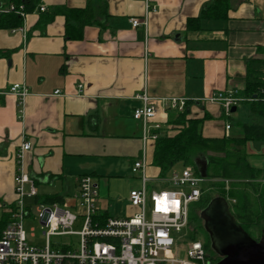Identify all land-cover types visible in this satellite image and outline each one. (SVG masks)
<instances>
[{"label":"crops","instance_id":"crops-1","mask_svg":"<svg viewBox=\"0 0 264 264\" xmlns=\"http://www.w3.org/2000/svg\"><path fill=\"white\" fill-rule=\"evenodd\" d=\"M8 1L0 0L1 6ZM40 1L46 11L36 6L27 15L26 40L0 29V219L14 208L24 140L31 149L23 172L40 196L71 198L79 178L90 174L99 186L100 213L125 217L134 209L130 191L142 185L131 168L144 150L148 189L168 187L161 179L170 171L163 176L152 163L154 141L144 148L142 124L133 117L144 91L188 98L191 115L206 117L205 137L236 132L232 117H223L221 106L207 98L226 89L241 95L249 62L264 61V0H149L157 11L138 27L130 18L144 20L145 0ZM15 83L28 88L23 102L9 92ZM169 116L159 111L164 128ZM246 151L264 190V140L249 141ZM114 188L124 194H113ZM27 200L36 203L35 197Z\"/></svg>","mask_w":264,"mask_h":264},{"label":"built area","instance_id":"built-area-1","mask_svg":"<svg viewBox=\"0 0 264 264\" xmlns=\"http://www.w3.org/2000/svg\"><path fill=\"white\" fill-rule=\"evenodd\" d=\"M145 2L146 17L144 20L130 18L133 27L147 26L148 14L157 11L149 0ZM39 10L45 11L46 6L40 5ZM12 11L22 17L23 23L10 30L22 33L26 40L28 14L24 4L9 3L0 7V13ZM9 92L16 94L23 102L28 88L15 83L10 86ZM137 98L142 105L134 108L133 117L142 124L144 148L148 141L158 139L165 131L163 122L158 119L160 110L168 115L184 111L191 103L185 97H152L146 91L138 94ZM207 100L219 104L224 116L229 118L232 109L244 98L238 89H226L213 92ZM230 128L231 124H226L227 132ZM30 149L31 142L24 140L17 151L16 200L11 220L0 236V264H214L207 255L203 241H187L183 236V230L189 224L190 205L200 199L201 186L206 178L191 166H186L171 170L168 177L161 179L168 183V187L150 190L145 150L131 168L132 173L140 175L142 181L140 188L132 189L129 193L128 202L136 209L134 213L125 217L101 214L97 204L99 186L92 175L85 174L79 178L78 190L71 198L36 202L45 242L41 245L30 242L25 220L32 213L33 204L28 207L26 198L38 195L35 180L25 174L22 167L25 153ZM27 184L30 185L29 191L26 190ZM230 201L235 202V199ZM78 222L80 230L75 229ZM75 235L79 236L76 243L73 239L68 242L53 239ZM31 236H34V229ZM182 251L185 257L180 256Z\"/></svg>","mask_w":264,"mask_h":264},{"label":"trees","instance_id":"trees-1","mask_svg":"<svg viewBox=\"0 0 264 264\" xmlns=\"http://www.w3.org/2000/svg\"><path fill=\"white\" fill-rule=\"evenodd\" d=\"M40 2V0H9L7 4L23 3L25 11L29 14L36 6L39 7ZM57 12L67 15L65 8H59ZM89 15L90 8L84 12L87 19ZM22 23V17L13 11L0 13V29L16 28ZM3 54V51H0V55ZM241 96L244 98L242 103L249 106L254 118L251 123L241 120L236 122V132L223 137H205L203 125L206 117L192 116L188 106L184 111L170 113L167 120L168 127L153 142L152 163L160 169L163 176L180 164L184 167L191 166L196 173L200 174L196 165L198 156H202L206 163V182L208 183L207 186L202 187V194L194 207V216L189 217L188 227L185 233L183 232L187 241L200 240L196 232L197 227L192 228L191 224L196 219L200 220L198 227L203 229L202 213L212 206H222L224 211L228 210L237 224L248 233L251 227L260 225L264 221V193L258 182L260 172L250 165L246 151L249 141L264 140V123L254 121L255 118L264 119V61L249 62L247 85ZM217 179H235L236 181L232 182L231 188L226 191L224 181H217ZM212 187H216V193H213V190L210 191ZM229 199H235V202ZM60 200L61 197L57 195L35 197L36 202ZM10 220L11 212L4 214L0 219V236ZM203 244L211 259L212 249L209 242L203 241ZM219 260L220 257L217 256L216 262Z\"/></svg>","mask_w":264,"mask_h":264},{"label":"water","instance_id":"water-1","mask_svg":"<svg viewBox=\"0 0 264 264\" xmlns=\"http://www.w3.org/2000/svg\"><path fill=\"white\" fill-rule=\"evenodd\" d=\"M236 109L234 107L232 112H235ZM196 165L201 176L206 178V163L203 159H197ZM224 212L217 216V221L222 222L225 226L226 236H222L223 238L220 236L215 237L214 248L218 249L221 256L216 264H264V237L260 239L253 238L237 224L228 210ZM202 218L205 219L204 214H202ZM222 244L226 245L224 249H222Z\"/></svg>","mask_w":264,"mask_h":264},{"label":"rangeland","instance_id":"rangeland-1","mask_svg":"<svg viewBox=\"0 0 264 264\" xmlns=\"http://www.w3.org/2000/svg\"><path fill=\"white\" fill-rule=\"evenodd\" d=\"M231 117H232V122L233 123H236V122H238V121H240V120H242V121H244V122H251V118H250V111H249V107H248V105L247 104H245V103H240L239 105H238V110L237 111H235V112H233L232 114H231ZM254 121H256V122H258V123H263L264 121H263V119H256L255 118V120ZM142 148H143V145H142ZM199 158H201L202 159V156H198V159ZM184 166L182 165V164H180L179 166H178V169H182ZM135 175V174H134ZM131 179V178H130ZM229 181L228 183L226 182V181ZM217 181H221V182H223L224 181V183H225V189H226V187H229V189L231 188V185H232V182H234V181H236L235 179H232V180H229V179H217ZM128 182H129V177H125V181H124V183H123V185L121 186V188L122 189H125V187L127 188V184H128ZM207 183L208 182H203V184H202V186L201 187H203V186H207ZM154 189H158L159 190V188H154ZM216 187H212L211 189H210V191L211 190H213L212 192L213 193H216ZM228 189V190H229ZM227 189H226V191H228ZM208 191V190H207ZM215 191V192H214ZM116 192H118L119 193V195H123L124 194V192H122V191H120V190H117L116 188H114L113 189V194H115ZM26 204H27V206L29 207V206H32V204H33V210H32V218H28V219H26V222H25V230H26V233H27V236H28V239L29 240H31L32 242H38V243H44L45 241H44V238L42 239V233H43V229H42V226H41V223H40V220H39V218H38V212H37V209H36V203L35 202H31V201H29V200H27L26 201ZM197 205V203H192L191 205H190V218L191 217H193L194 216V207ZM134 208V207H133ZM132 208V209H133ZM133 211V212H132ZM131 212L132 213H134L135 211H136V209L134 208L133 210H132ZM131 213V214H132ZM34 217V218H33ZM201 222H202V225H203V221L201 220ZM198 223H200V220H194V222H192V224H191V226H192V228H194V226L195 227H197L196 229H197V234H198V236H199V239L201 240V241H205V231H203V229L202 228H200V227H198ZM191 228V229H192ZM32 229H34V233H35V239L34 240H32L31 239V233H32ZM75 229L76 230H80L81 229V225H80V223L78 222L77 223V225L75 226ZM183 232L185 233V230H183ZM250 233H251V236H253L254 238H256V239H260V237L259 236H261V235H264V221L260 224V225H257V226H253V227H251L250 228ZM186 237V236H185ZM53 239L54 240H58V241H62V242H68V241H70L71 239H73L74 240V242L76 243V242H78V240H79V236H66V237H53ZM52 239V240H53ZM183 240H185V239H183ZM30 241V242H31ZM210 257H211V260H212V262L214 263V264H216V257H217V255H216V253L214 252V251H210ZM180 256L181 257H185V252L184 251H182L181 253H180Z\"/></svg>","mask_w":264,"mask_h":264},{"label":"flooded vegetation","instance_id":"flooded-vegetation-1","mask_svg":"<svg viewBox=\"0 0 264 264\" xmlns=\"http://www.w3.org/2000/svg\"><path fill=\"white\" fill-rule=\"evenodd\" d=\"M223 212H224V209L222 206H217V207L212 206L211 208L205 210L202 213L205 215V219L202 220L203 221V229H204L205 235H206L205 241L209 242L212 251H214L216 253V255L220 257V259H221V256L218 253V249L214 248V244L216 243L215 242L216 236H220L221 238L226 236V234H225L226 230L224 228L225 227L224 224L222 222L220 223L217 221V216L222 214ZM249 234L251 235V233H249ZM225 246L226 245L222 244V249H224Z\"/></svg>","mask_w":264,"mask_h":264}]
</instances>
